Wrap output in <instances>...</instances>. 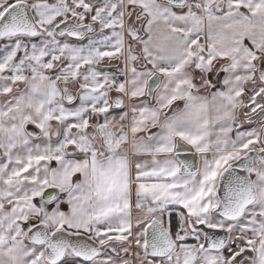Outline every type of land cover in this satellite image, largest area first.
Here are the masks:
<instances>
[{
	"label": "snow or ice",
	"instance_id": "1",
	"mask_svg": "<svg viewBox=\"0 0 264 264\" xmlns=\"http://www.w3.org/2000/svg\"><path fill=\"white\" fill-rule=\"evenodd\" d=\"M0 264H264V0H0Z\"/></svg>",
	"mask_w": 264,
	"mask_h": 264
}]
</instances>
